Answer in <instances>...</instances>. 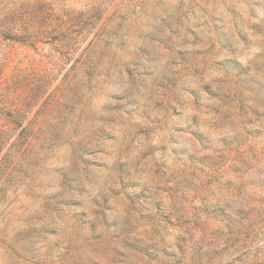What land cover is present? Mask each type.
<instances>
[{"label":"rangeland","instance_id":"obj_1","mask_svg":"<svg viewBox=\"0 0 264 264\" xmlns=\"http://www.w3.org/2000/svg\"><path fill=\"white\" fill-rule=\"evenodd\" d=\"M0 264H264V0H0Z\"/></svg>","mask_w":264,"mask_h":264}]
</instances>
